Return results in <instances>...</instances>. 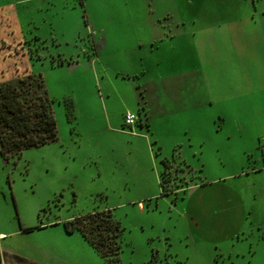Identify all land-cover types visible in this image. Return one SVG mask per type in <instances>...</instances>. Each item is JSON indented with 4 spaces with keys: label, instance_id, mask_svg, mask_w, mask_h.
<instances>
[{
    "label": "rangeland",
    "instance_id": "1",
    "mask_svg": "<svg viewBox=\"0 0 264 264\" xmlns=\"http://www.w3.org/2000/svg\"><path fill=\"white\" fill-rule=\"evenodd\" d=\"M31 73L58 135L0 153L19 264H103L64 226L101 209L122 264H264V0H0V82Z\"/></svg>",
    "mask_w": 264,
    "mask_h": 264
},
{
    "label": "trees",
    "instance_id": "2",
    "mask_svg": "<svg viewBox=\"0 0 264 264\" xmlns=\"http://www.w3.org/2000/svg\"><path fill=\"white\" fill-rule=\"evenodd\" d=\"M57 135L52 100L41 74L18 75L0 82V153L3 156L55 141ZM160 191L163 192L161 185ZM64 226L67 232L78 231L104 258L103 264H122L119 256L122 227L109 209L88 212L65 221ZM33 228L21 227V230L27 232Z\"/></svg>",
    "mask_w": 264,
    "mask_h": 264
},
{
    "label": "crops",
    "instance_id": "3",
    "mask_svg": "<svg viewBox=\"0 0 264 264\" xmlns=\"http://www.w3.org/2000/svg\"><path fill=\"white\" fill-rule=\"evenodd\" d=\"M3 234L4 233L0 232V236H3ZM0 251H1L2 264H19L18 261L16 260L15 256H14L13 252L5 251L1 247H0Z\"/></svg>",
    "mask_w": 264,
    "mask_h": 264
},
{
    "label": "built area",
    "instance_id": "4",
    "mask_svg": "<svg viewBox=\"0 0 264 264\" xmlns=\"http://www.w3.org/2000/svg\"><path fill=\"white\" fill-rule=\"evenodd\" d=\"M136 120H137V118H136V115L134 113L127 112L124 115V122L128 126H131L132 124H134L136 122ZM260 147H261L262 152L264 153V136L260 140Z\"/></svg>",
    "mask_w": 264,
    "mask_h": 264
}]
</instances>
